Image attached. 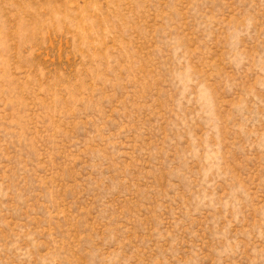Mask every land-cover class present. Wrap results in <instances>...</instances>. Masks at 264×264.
I'll return each instance as SVG.
<instances>
[{
    "label": "rangeland",
    "instance_id": "rangeland-1",
    "mask_svg": "<svg viewBox=\"0 0 264 264\" xmlns=\"http://www.w3.org/2000/svg\"><path fill=\"white\" fill-rule=\"evenodd\" d=\"M0 264H264V0H0Z\"/></svg>",
    "mask_w": 264,
    "mask_h": 264
}]
</instances>
